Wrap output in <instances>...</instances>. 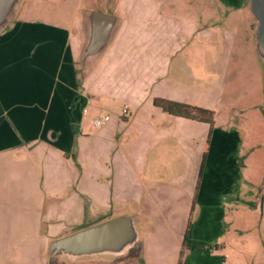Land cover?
Listing matches in <instances>:
<instances>
[{
	"label": "rangeland",
	"instance_id": "rangeland-1",
	"mask_svg": "<svg viewBox=\"0 0 264 264\" xmlns=\"http://www.w3.org/2000/svg\"><path fill=\"white\" fill-rule=\"evenodd\" d=\"M125 4L112 9L108 0H20L16 13L21 10V18L27 19L30 11H38L40 20L58 23L57 15L70 18L79 6L105 13L113 10L118 16L126 13ZM126 5L133 7L136 34L123 50L122 75L135 74L139 60L150 61L152 13L166 22L161 31L168 43L165 58L172 74L188 79L200 76L199 104L214 113L213 127L235 133L243 142L238 165L247 168L249 182L225 205L222 225L229 236L226 249L220 252L228 264H264V162H259V156L264 157V137L249 109L259 98L260 88L264 96V62L256 56V20L251 14L248 17L249 0H132ZM8 25L21 26L14 18ZM71 32L76 47L86 44L89 32L79 26L78 18ZM11 37L16 35L9 34L0 42L9 45ZM90 76L84 97L99 96L101 101L84 102L85 115L77 110L69 147L55 148L50 141L38 139L0 148V264H67L65 252L50 257L53 240L129 212L145 222L144 238L138 245L143 252L130 264H148L150 177L141 174L132 180L123 161L138 160L136 167L145 163L150 89L141 93L138 113L131 106L130 113L121 114L116 128L105 130L93 127L92 119L101 108L109 115H117L119 108L128 110L125 102L133 100V90L102 87L95 68ZM256 108L264 120V101ZM130 193L138 195L135 202ZM115 194L124 199L114 203ZM114 207L119 211H113Z\"/></svg>",
	"mask_w": 264,
	"mask_h": 264
},
{
	"label": "crops",
	"instance_id": "crops-1",
	"mask_svg": "<svg viewBox=\"0 0 264 264\" xmlns=\"http://www.w3.org/2000/svg\"><path fill=\"white\" fill-rule=\"evenodd\" d=\"M131 1L114 0L112 9ZM126 4V13L118 16L113 10L106 13L116 18L108 43L99 55L85 61L81 58L82 43L75 46L71 26L77 18L79 26H87L86 17L80 18L85 12L96 10L79 6L70 18L57 15L58 23L40 20L38 11L34 14L30 11L31 15L23 19L21 10L17 13L15 10L12 18L21 26L8 25L0 32V40L9 34L16 35L10 38L9 45L0 42V148L38 139L50 141L55 148L69 147L74 136L73 125L78 119L77 110L82 114L84 102L101 101L99 96L89 99L83 93V88L90 85L93 68L102 87L133 90V100L125 102L128 112L134 106L138 113L141 93L150 89L148 152L142 157L145 163L136 167V160L123 161L132 180L139 179L141 174L150 177V198L146 199L150 203V229L147 230L150 249L145 251L146 261L148 264H228L227 257L220 252L226 249L229 236L222 222L227 201L249 182L247 168L238 165L243 142L235 133L221 131L214 125L209 137V125L170 116L153 105V100L160 98L201 107L198 98L202 86L200 76L188 79L185 75L172 74L165 58L168 43L161 31L166 22L152 13L150 61L139 60L134 65L135 74L122 75L123 50L136 34L135 15L130 10L132 6ZM247 14L250 17L249 10ZM33 17L35 22L31 20ZM263 101L260 88L259 98L249 109L264 137L263 114L256 108ZM123 109L119 108L117 115L108 114L110 120L100 128H116ZM100 112L107 114L103 108ZM259 162L263 163L264 157L259 156ZM129 197L135 202L138 195L130 193ZM112 199L115 203L124 197L115 194ZM125 215L132 218L134 239L130 243L118 251L73 255L68 257L67 264H130L136 255L142 254L143 248L138 245L144 238L145 222L137 213L120 216ZM159 256L164 258L158 261Z\"/></svg>",
	"mask_w": 264,
	"mask_h": 264
},
{
	"label": "water",
	"instance_id": "water-1",
	"mask_svg": "<svg viewBox=\"0 0 264 264\" xmlns=\"http://www.w3.org/2000/svg\"><path fill=\"white\" fill-rule=\"evenodd\" d=\"M19 1L0 0V32L10 23ZM249 12L256 20L255 51L260 61L264 62V0H249ZM84 14L89 36L81 52L83 61L96 57L104 50L116 23V18L110 14L96 11ZM133 239L131 216H119L53 240L49 253L50 257L54 252H65L72 257L102 251H118Z\"/></svg>",
	"mask_w": 264,
	"mask_h": 264
},
{
	"label": "trees",
	"instance_id": "trees-1",
	"mask_svg": "<svg viewBox=\"0 0 264 264\" xmlns=\"http://www.w3.org/2000/svg\"><path fill=\"white\" fill-rule=\"evenodd\" d=\"M108 1H111V5H112L111 8H112L114 5V2L112 0H108ZM153 105L156 108H159L160 110H162V112L170 116L209 125L210 126L209 137H210V133H211V129L213 126V121H214V113L212 111L201 108V107L188 105L185 103L173 102V101L160 99V98L154 99ZM204 161H205V154L203 156L201 169L203 168ZM199 177H200V174H199ZM189 224H190V220L188 221V228H189ZM183 246H185V242Z\"/></svg>",
	"mask_w": 264,
	"mask_h": 264
},
{
	"label": "built area",
	"instance_id": "built-area-1",
	"mask_svg": "<svg viewBox=\"0 0 264 264\" xmlns=\"http://www.w3.org/2000/svg\"><path fill=\"white\" fill-rule=\"evenodd\" d=\"M127 109L124 108L122 110V113L125 115L127 114ZM83 113H86V110L83 111ZM110 120V116L108 114H105L103 112L98 113L96 117H94L91 121L93 127H102L104 126L108 121Z\"/></svg>",
	"mask_w": 264,
	"mask_h": 264
}]
</instances>
